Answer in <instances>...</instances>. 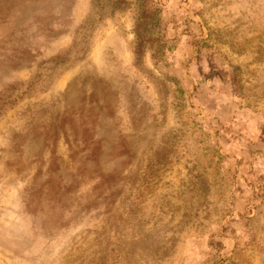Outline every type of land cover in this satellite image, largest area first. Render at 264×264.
<instances>
[{
    "label": "rangeland",
    "instance_id": "obj_1",
    "mask_svg": "<svg viewBox=\"0 0 264 264\" xmlns=\"http://www.w3.org/2000/svg\"><path fill=\"white\" fill-rule=\"evenodd\" d=\"M10 1L0 264H264V0Z\"/></svg>",
    "mask_w": 264,
    "mask_h": 264
},
{
    "label": "trees",
    "instance_id": "obj_2",
    "mask_svg": "<svg viewBox=\"0 0 264 264\" xmlns=\"http://www.w3.org/2000/svg\"><path fill=\"white\" fill-rule=\"evenodd\" d=\"M27 1L29 0L10 1V3L3 8V15L8 14L14 7V3H25ZM138 1L139 9L132 30V53L136 59L142 57L145 51L148 50L149 56L154 62H162L165 60V52L168 51L170 47L165 45L164 41L155 32V28L160 19L158 15L160 8L157 6L156 2H152V0ZM146 3H150V6L148 4V7Z\"/></svg>",
    "mask_w": 264,
    "mask_h": 264
}]
</instances>
